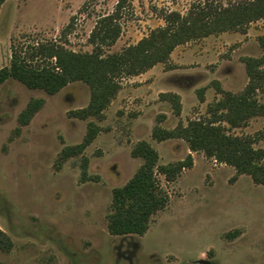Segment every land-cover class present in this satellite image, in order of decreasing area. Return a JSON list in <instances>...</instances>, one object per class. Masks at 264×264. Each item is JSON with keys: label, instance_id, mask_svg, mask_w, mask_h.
Masks as SVG:
<instances>
[{"label": "rangeland", "instance_id": "rangeland-1", "mask_svg": "<svg viewBox=\"0 0 264 264\" xmlns=\"http://www.w3.org/2000/svg\"><path fill=\"white\" fill-rule=\"evenodd\" d=\"M205 0H126L116 42L105 53L136 44L165 25L170 11L186 14ZM229 4L238 0H211ZM119 0H5L0 6V67L10 64L12 49L57 41L74 51H92L97 21L114 12ZM69 26L68 29L66 27ZM264 18L246 32L225 31L179 44L167 63L121 78V89L102 118L81 119L70 111L87 106L90 86L81 80L55 94L10 78L0 85V228L12 239L0 249V264H264V184L235 167L191 151L182 138L158 141L156 125L174 128L191 119L211 118L209 106L222 94L248 83L244 58L262 56ZM204 88V100L199 89ZM175 92L176 114L161 93ZM264 103L263 89L256 93ZM44 106L16 133L17 117L31 98ZM89 121L100 131L81 155L62 159L67 145L80 143ZM227 133L251 136L264 148V114L241 126L221 120ZM141 139L159 152L162 164L193 156L171 182L159 174L169 194L143 235H112L107 215L112 190L126 183L143 162L131 150ZM88 160L87 178L83 175Z\"/></svg>", "mask_w": 264, "mask_h": 264}, {"label": "trees", "instance_id": "trees-1", "mask_svg": "<svg viewBox=\"0 0 264 264\" xmlns=\"http://www.w3.org/2000/svg\"><path fill=\"white\" fill-rule=\"evenodd\" d=\"M5 0H0V6ZM126 0H119L114 12L102 16L90 35L92 51L79 52L67 48L57 41L38 43L29 50L12 49L9 65L0 67V85L10 78L17 79L32 89H43L55 94L68 83L76 80L86 82L91 89L87 106L71 110L72 116L87 119L102 118L121 89V78L139 75L155 64L167 63L171 53L179 44L211 34L235 30L246 32L248 25L264 18V0H238L229 4H215L211 0L193 4L186 14L170 11L164 15L165 25L159 26L125 49L105 53L104 47L113 45L120 36L119 22ZM70 25L66 27L69 28ZM264 46V35L260 38ZM249 77L245 88L239 93L225 90L219 81L215 87L222 97L209 106L211 118L191 119L187 124L179 123L174 128L156 125L152 136L158 141L170 138L184 139L191 151H203L235 167L238 175L247 174L256 184H264V148L254 146L251 136L227 133L221 120L231 126H241L255 114H264V103L259 102L256 93L264 86V54L244 58ZM204 88L200 98L204 100ZM168 100L176 114H180L181 97L175 92L161 93ZM45 104L42 97L31 98L17 117L16 133L27 125L37 111ZM100 127L89 121L86 134L80 143L65 146L60 157L67 159L81 155L93 142ZM133 157L143 162L123 185L112 190V210L107 215L108 230L112 235L145 234L152 216L169 203V194L162 187L159 174L168 182L174 181L185 168L193 166V156L165 164L159 162L158 150L146 139L135 143L131 150ZM88 160L84 159L83 175L87 178ZM13 245L10 236L0 228V249Z\"/></svg>", "mask_w": 264, "mask_h": 264}]
</instances>
